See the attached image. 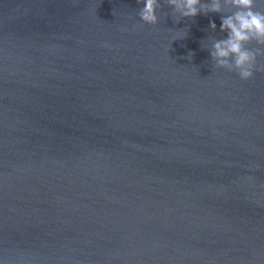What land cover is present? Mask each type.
I'll return each mask as SVG.
<instances>
[{"label":"water","instance_id":"obj_1","mask_svg":"<svg viewBox=\"0 0 264 264\" xmlns=\"http://www.w3.org/2000/svg\"><path fill=\"white\" fill-rule=\"evenodd\" d=\"M160 3L0 0V264H264V72Z\"/></svg>","mask_w":264,"mask_h":264},{"label":"clouds","instance_id":"obj_2","mask_svg":"<svg viewBox=\"0 0 264 264\" xmlns=\"http://www.w3.org/2000/svg\"><path fill=\"white\" fill-rule=\"evenodd\" d=\"M143 4L139 17L145 24L158 23L157 9L162 5L160 0H137ZM174 14L184 18L196 17L203 12L220 13L223 7L234 8L235 11L221 16V32L227 33L226 39L216 40L212 44L211 57L217 68L238 73L241 80L253 77L254 72H264V65L257 66V57L264 56V12L256 10V0H166ZM212 30L216 29L214 21L209 22ZM255 42L261 47L251 49L246 47ZM192 53L187 58L192 57Z\"/></svg>","mask_w":264,"mask_h":264}]
</instances>
